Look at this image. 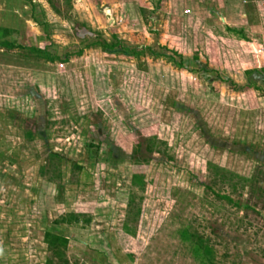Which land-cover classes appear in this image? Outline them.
Listing matches in <instances>:
<instances>
[{"label":"rangeland","instance_id":"1","mask_svg":"<svg viewBox=\"0 0 264 264\" xmlns=\"http://www.w3.org/2000/svg\"><path fill=\"white\" fill-rule=\"evenodd\" d=\"M212 263L264 264V0H0V264Z\"/></svg>","mask_w":264,"mask_h":264},{"label":"trees","instance_id":"2","mask_svg":"<svg viewBox=\"0 0 264 264\" xmlns=\"http://www.w3.org/2000/svg\"><path fill=\"white\" fill-rule=\"evenodd\" d=\"M4 31L5 30H7V29H3ZM52 59H54V57L52 56ZM47 237H49L48 239H50V240H48L47 242H48V245L50 246V247H52L51 248V250L53 249V245H54V243H57V242H59V241H61V242H64V239L62 238V237H59V236H57V235H46ZM57 249V248H56ZM55 251H58V249L57 250H55ZM51 263V262H50ZM213 264V263H212Z\"/></svg>","mask_w":264,"mask_h":264}]
</instances>
